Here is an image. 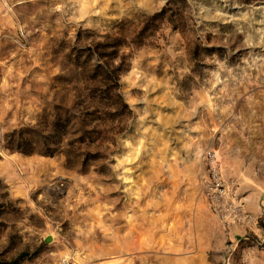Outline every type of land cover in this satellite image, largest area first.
<instances>
[{
	"label": "rangeland",
	"instance_id": "rangeland-1",
	"mask_svg": "<svg viewBox=\"0 0 264 264\" xmlns=\"http://www.w3.org/2000/svg\"><path fill=\"white\" fill-rule=\"evenodd\" d=\"M167 1L0 0L1 261L227 264L235 249L230 264H264V1L188 0L194 33L165 25L145 47H124L119 23ZM191 39L207 49L198 60ZM91 45L118 69L133 112L116 153L84 173L78 155L69 165L65 152L5 150L7 133L57 105L80 115L68 54ZM213 153L249 224L212 211Z\"/></svg>",
	"mask_w": 264,
	"mask_h": 264
},
{
	"label": "trees",
	"instance_id": "trees-1",
	"mask_svg": "<svg viewBox=\"0 0 264 264\" xmlns=\"http://www.w3.org/2000/svg\"><path fill=\"white\" fill-rule=\"evenodd\" d=\"M264 0H240L250 5ZM167 25L172 31L188 35L195 32L188 0H168L165 6L151 14L142 16L135 25L134 19H125L118 25L117 36L124 47L139 50ZM77 34L76 43L81 40ZM191 55L198 60L207 52L199 39H191ZM98 46L84 48L73 47L68 56L79 70V82L82 84L80 115L64 108L54 107V115L46 114L41 124L14 130L4 136L3 148L11 154L25 156L40 155L53 158L64 153L67 164H71V155H78L82 172H87L91 164L100 162L107 155L119 149V138L126 133L128 121L133 112L122 94V85L118 69H112L102 59ZM91 64V62H93ZM6 208L0 206V215ZM25 255L21 254L13 262L0 260V264H21Z\"/></svg>",
	"mask_w": 264,
	"mask_h": 264
},
{
	"label": "built area",
	"instance_id": "built-area-1",
	"mask_svg": "<svg viewBox=\"0 0 264 264\" xmlns=\"http://www.w3.org/2000/svg\"><path fill=\"white\" fill-rule=\"evenodd\" d=\"M206 159L208 166V176L212 184L209 193V203L211 205L212 211L223 224H249L250 219H248V216L244 214V208L242 207L241 201L235 197L231 187L227 185L222 179L218 156L213 153L207 155ZM243 240L248 241V238ZM234 253L235 249L230 251L227 257V264H230L231 257L234 255ZM62 263L83 264L78 263L74 257H66L62 260Z\"/></svg>",
	"mask_w": 264,
	"mask_h": 264
},
{
	"label": "crops",
	"instance_id": "crops-1",
	"mask_svg": "<svg viewBox=\"0 0 264 264\" xmlns=\"http://www.w3.org/2000/svg\"><path fill=\"white\" fill-rule=\"evenodd\" d=\"M185 257H187V256H185ZM184 259V258H183ZM185 260V259H184ZM188 264H190V263H188Z\"/></svg>",
	"mask_w": 264,
	"mask_h": 264
}]
</instances>
